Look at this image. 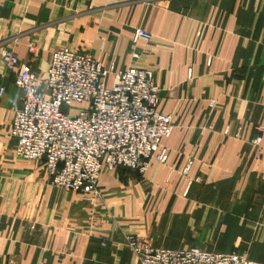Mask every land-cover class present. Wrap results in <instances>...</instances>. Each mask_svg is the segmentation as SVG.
<instances>
[{"label": "crops", "instance_id": "1", "mask_svg": "<svg viewBox=\"0 0 264 264\" xmlns=\"http://www.w3.org/2000/svg\"><path fill=\"white\" fill-rule=\"evenodd\" d=\"M135 27L152 37L134 41ZM60 47L151 69L171 116L168 160L103 168L92 201L14 154L16 68L44 78ZM1 49L17 64L0 57V264H139L127 233L264 264V0H0Z\"/></svg>", "mask_w": 264, "mask_h": 264}, {"label": "built area", "instance_id": "2", "mask_svg": "<svg viewBox=\"0 0 264 264\" xmlns=\"http://www.w3.org/2000/svg\"><path fill=\"white\" fill-rule=\"evenodd\" d=\"M151 37L134 28V41ZM27 50L33 53L35 45L29 43ZM0 57L8 68L16 67L14 51L1 49ZM109 74L111 83L106 82ZM14 84L22 91L11 123L14 154L42 161L56 187L92 201L103 168L142 173L150 160H168L161 140L172 131L171 116L158 110L159 85L149 68L114 71L113 64L106 67L88 53L60 47L51 52L44 78L23 63L16 68ZM261 141L260 134L253 139L258 147ZM123 238L139 264H260L244 253L157 248L131 233Z\"/></svg>", "mask_w": 264, "mask_h": 264}, {"label": "rangeland", "instance_id": "3", "mask_svg": "<svg viewBox=\"0 0 264 264\" xmlns=\"http://www.w3.org/2000/svg\"><path fill=\"white\" fill-rule=\"evenodd\" d=\"M78 108H79V106H73L74 110H77ZM117 169H121V168H115L114 170H117ZM114 170H112V171H114Z\"/></svg>", "mask_w": 264, "mask_h": 264}]
</instances>
